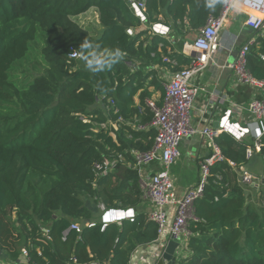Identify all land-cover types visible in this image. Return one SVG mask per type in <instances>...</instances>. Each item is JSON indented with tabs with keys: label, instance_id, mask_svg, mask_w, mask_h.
Segmentation results:
<instances>
[{
	"label": "trees",
	"instance_id": "1",
	"mask_svg": "<svg viewBox=\"0 0 264 264\" xmlns=\"http://www.w3.org/2000/svg\"><path fill=\"white\" fill-rule=\"evenodd\" d=\"M145 3L148 25L172 22L182 30L188 20L191 32L203 28L210 16H219L224 5L210 10L204 0ZM93 9L100 35L78 23ZM140 27L131 0H0V253L11 264H19L24 248L30 264H130L138 248L158 239L157 225L140 209L138 174L127 166L133 164L132 150H151L154 130L122 125L115 140L111 129L99 126L119 118L149 124L148 89L163 91L154 67L177 72L193 58L182 52L187 40L174 52L164 38L140 41L146 32L129 33ZM86 37L102 49L119 47L121 62L94 75L82 69L70 55ZM261 42L259 50L254 47L248 54L247 64L256 79L264 80ZM163 57L177 66L171 68ZM130 64L139 66L133 70ZM139 92L142 114L134 103ZM218 144L225 160L214 166L203 197L195 202L198 221L190 224L189 257L181 264H264V185L259 197L255 188L249 192L229 165L257 174L253 167L263 159L264 148L247 161L245 146L227 135L219 136ZM117 155H124L127 164L98 176L95 164ZM99 203L135 209L137 217L103 229L101 220L94 222ZM73 222L81 224V234L70 230ZM42 228L49 230L48 238Z\"/></svg>",
	"mask_w": 264,
	"mask_h": 264
},
{
	"label": "built area",
	"instance_id": "2",
	"mask_svg": "<svg viewBox=\"0 0 264 264\" xmlns=\"http://www.w3.org/2000/svg\"><path fill=\"white\" fill-rule=\"evenodd\" d=\"M131 2L136 17L141 22L146 23L145 0H131ZM239 4L241 8L249 11L245 26L252 33L259 34L260 39H264V0H239ZM232 11L228 4H224L219 16L208 18L206 25L198 31L193 42L194 50L197 53L190 64L174 72L169 80L163 81L164 95L161 105L150 104L153 114L150 127L155 132L151 150L130 152L133 164L125 163L126 157L124 155H117L116 158L105 160L102 164L96 163L94 168L98 176H106L112 173L119 163L127 164L129 168L135 170L138 174L143 200L148 201L151 207V211L148 212L149 220L157 225L159 236L168 230L171 238L179 243V249L181 250H187L188 240L192 236L189 229L190 224L198 221L195 215V202L203 197L210 178L213 177L212 170L214 166L225 160L217 143L219 136L227 135L236 143L244 145L247 161H251L264 148V100L253 99L243 109L253 118V121L246 125L232 121L233 112L231 110L225 112L218 120V128L206 126L198 130L192 124L191 111L199 93L203 91L194 85V81L202 76L208 68L215 65V55L221 49L220 35ZM159 27V24L154 25V31L158 32ZM129 33L134 34L133 30H130ZM256 45L255 40L245 44L240 50L235 63L229 68L235 72L239 84L264 92V80L256 79L248 70L247 56ZM261 58L264 61V54L261 55ZM70 60L78 62L79 66L85 69L84 63L77 55L71 54ZM164 61L170 64L172 68L177 66V62L169 57H165ZM115 113H118V111L116 110ZM82 119L84 123H90L88 119ZM108 126V123H103L99 127L108 130ZM195 134L201 135L212 153L200 163L198 184L179 198L175 193L170 168L181 158L180 146L183 140ZM229 165L232 169L238 171L239 181L242 185L253 188L260 185L258 176L247 167L241 166L238 168L233 162H229ZM217 180L220 182L222 177L217 176ZM258 195L260 196V194ZM217 200L218 198H216ZM262 202L264 204V200ZM170 209L174 211L172 216H170ZM97 210L101 213L100 220L103 229L109 224L121 225L123 221L127 220L133 222L137 217L135 209H108L103 203L98 204ZM109 216L113 218L111 221L106 220ZM86 225L88 227L95 226L92 222H88ZM42 230L44 236L48 238L49 230L44 228ZM70 230H75L81 234L82 226L78 222H73ZM163 252L162 249L153 254L157 255V261L162 257ZM21 253L25 260L20 261L21 257L18 260L19 264H30L29 250L24 248ZM0 256H2L1 253Z\"/></svg>",
	"mask_w": 264,
	"mask_h": 264
},
{
	"label": "crops",
	"instance_id": "3",
	"mask_svg": "<svg viewBox=\"0 0 264 264\" xmlns=\"http://www.w3.org/2000/svg\"><path fill=\"white\" fill-rule=\"evenodd\" d=\"M89 14L93 15L92 26L95 30L94 32L92 31L93 35H100L102 29L100 27L99 15L97 11L93 9ZM246 18L247 15L244 9L241 8V6L238 12L232 11L220 35L221 49L215 55V65H212L210 68H208V70H206L202 76L198 77L194 81V85L203 90L199 93L191 111L192 124L198 130L203 129L206 126H211V128H218L215 126V124L218 122L221 116H223L224 113L229 110L233 112V116L231 118L232 121L239 122L242 125H246L247 123L252 122L253 118L246 111H243V109L253 99L264 100L263 91L239 84L235 72L231 68H229V66L235 63L242 47L249 41L255 40L257 42V45L255 46L257 50H259L262 46V38L260 39V35L252 33V31L245 26ZM80 20L82 19L80 18ZM160 20L163 21L164 19L160 17ZM185 21V25L182 30L177 29L172 22H170L169 26L165 25L164 21V23H156L150 25H148L147 22H142V27L138 29H132L134 32L133 35L136 36L139 33L146 32V34L141 36L140 41H143L146 37L151 38L158 36L164 38L174 47V52H180L179 46L184 40H186V34L191 32L188 20ZM157 24H159L160 27L158 28V32H155L153 27ZM198 31L195 32L196 37ZM194 40H187V42H185L182 49V52L185 56L193 58L196 55L197 52L193 47ZM161 47L162 45L160 44L159 52H161ZM172 53V50L168 49V54L171 55ZM129 66L133 68V70H135V67H138L139 64L135 66L130 64ZM154 69L158 71L157 77L162 82L169 80L171 78V75L174 73L171 71V69H169V67L164 68L157 65L154 67ZM150 81L151 78L148 80V83ZM148 90L151 93V97L146 100V104L149 107L150 104L161 105L163 101L164 91H155L154 87H149ZM140 94L141 92H139L138 95L134 97V103L135 106L139 107L140 113L142 114L144 108H141L140 106ZM245 95L248 99H244ZM111 101L113 100H110V103ZM111 104H114V101ZM107 123L109 124L108 128L111 129V135L115 140L116 132L122 125H127L141 132H148L149 130H151V122L144 125L141 124V122L137 118H135L133 121H126L123 118H119L117 122L109 119ZM180 150L181 158L170 168V175L175 185V193L179 198L183 197L189 189L195 187L198 184L200 179V163L212 153L200 134H195L184 139L180 146ZM253 169L257 172V174L258 171L256 169H259V171L262 173V171L264 170L263 159H259L258 163L255 165V167H253ZM260 183L261 184L258 189L259 191L264 185L263 181ZM143 201L148 203V201ZM148 206L150 212L151 207L149 203ZM169 212L170 216L174 214L173 209H170ZM97 214H99L98 211ZM112 219L113 218L109 216L106 220L111 221ZM171 239L172 238L170 232L167 230L163 235L158 236V239L154 243L150 244L148 247H143L142 254L140 255L137 253L140 249L138 248L133 253L130 264H156L157 255L153 254L161 251L162 249L164 250ZM150 250L153 251L150 253ZM21 257L22 253L20 258ZM24 260V257L20 259V261ZM11 261L12 259H7V257L5 256H0V264H11Z\"/></svg>",
	"mask_w": 264,
	"mask_h": 264
},
{
	"label": "clouds",
	"instance_id": "4",
	"mask_svg": "<svg viewBox=\"0 0 264 264\" xmlns=\"http://www.w3.org/2000/svg\"><path fill=\"white\" fill-rule=\"evenodd\" d=\"M221 3L228 4L233 11L240 10L239 0H204L205 7L210 10H215ZM73 54L84 62L85 69L93 75L111 70L121 62L124 55L119 47L102 49L99 43L88 37L80 43L78 50Z\"/></svg>",
	"mask_w": 264,
	"mask_h": 264
},
{
	"label": "rangeland",
	"instance_id": "5",
	"mask_svg": "<svg viewBox=\"0 0 264 264\" xmlns=\"http://www.w3.org/2000/svg\"><path fill=\"white\" fill-rule=\"evenodd\" d=\"M91 12V11H90ZM90 12H88L87 14H85V15H82L81 17H79L78 18V23L83 27V28H85V29H89L91 32L93 31H95L94 29H93V26H92V24H93V21H92V17H93V15H91V14H89ZM80 18L82 19V20H80ZM85 18H87V19H85ZM93 32H92V34H93ZM196 38V34H195V32H189L188 34H186V36H185V39L186 40H190V41H193L194 39ZM40 50V49H39ZM38 60H40V59H38ZM28 69H31V67H29ZM162 92V91H161ZM152 101V100H151ZM99 106V105H98ZM248 168V167H247ZM257 171H258V174H256V173H254L255 175H257L258 176V178H259V181H258V183L259 184H261L260 182H264V175L259 171V169H256ZM256 189H257V194L259 193V187H260V185L257 187V186H254ZM247 188H248V191L249 192H252V188L253 187H249V186H247ZM258 197H259V195H258ZM140 209L142 210V211H144V212H149V206H148V204L146 203V202H142L141 203V205H140ZM94 222H97V223H99L100 222V219H101V213H99V214H94ZM22 248V246H20V249ZM142 248L143 247H140V249L138 250V254L140 255V254H142ZM153 250H150V253L152 252ZM189 257V252H188V250H186V249H182L181 251H179L178 252V254H177V258H178V261H179V263L178 264H181L182 262H183V260L184 259H186V258H188Z\"/></svg>",
	"mask_w": 264,
	"mask_h": 264
},
{
	"label": "water",
	"instance_id": "6",
	"mask_svg": "<svg viewBox=\"0 0 264 264\" xmlns=\"http://www.w3.org/2000/svg\"><path fill=\"white\" fill-rule=\"evenodd\" d=\"M215 126L218 127V122ZM248 193L249 192L246 193L247 197ZM179 251H181V249H179V243L171 239L165 247L162 257L159 258L156 264H178L177 254Z\"/></svg>",
	"mask_w": 264,
	"mask_h": 264
},
{
	"label": "bare ground",
	"instance_id": "7",
	"mask_svg": "<svg viewBox=\"0 0 264 264\" xmlns=\"http://www.w3.org/2000/svg\"><path fill=\"white\" fill-rule=\"evenodd\" d=\"M244 11H245L246 15L249 14V11L248 10L244 9Z\"/></svg>",
	"mask_w": 264,
	"mask_h": 264
}]
</instances>
